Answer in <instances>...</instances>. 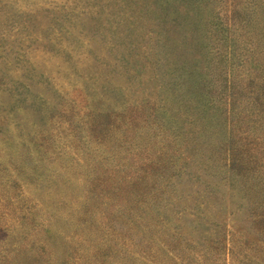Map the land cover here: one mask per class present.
<instances>
[{
	"label": "rangeland",
	"instance_id": "374dc122",
	"mask_svg": "<svg viewBox=\"0 0 264 264\" xmlns=\"http://www.w3.org/2000/svg\"><path fill=\"white\" fill-rule=\"evenodd\" d=\"M0 264H264V0H0Z\"/></svg>",
	"mask_w": 264,
	"mask_h": 264
}]
</instances>
